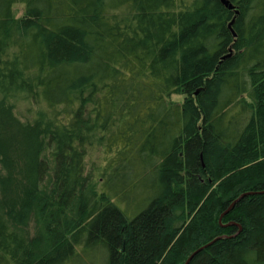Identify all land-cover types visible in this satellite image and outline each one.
Listing matches in <instances>:
<instances>
[{"label":"trees","instance_id":"obj_1","mask_svg":"<svg viewBox=\"0 0 264 264\" xmlns=\"http://www.w3.org/2000/svg\"><path fill=\"white\" fill-rule=\"evenodd\" d=\"M228 1L0 0V264H264V0Z\"/></svg>","mask_w":264,"mask_h":264},{"label":"rangeland","instance_id":"obj_2","mask_svg":"<svg viewBox=\"0 0 264 264\" xmlns=\"http://www.w3.org/2000/svg\"><path fill=\"white\" fill-rule=\"evenodd\" d=\"M12 12L13 15L15 17H20L23 15L24 13V5L22 3H15L12 6ZM182 98V96L180 95H172L171 96V100L172 101H180ZM15 103V109L14 112L16 114V116H18L19 119L21 120H27L28 118H31L32 115L34 114V110H36V106L32 105L30 107L27 106V104L22 101V100H18ZM99 151L97 150H92L90 154H88V158H87V167H90V164H92L95 160L94 158L96 157V154H98ZM32 220H30L29 224L27 225V233L28 235L34 236L37 233L35 224L33 222V218H31Z\"/></svg>","mask_w":264,"mask_h":264},{"label":"water","instance_id":"obj_3","mask_svg":"<svg viewBox=\"0 0 264 264\" xmlns=\"http://www.w3.org/2000/svg\"><path fill=\"white\" fill-rule=\"evenodd\" d=\"M220 1H221V3H222L225 7H227L228 9H232V8H233V5L230 4L228 0H220ZM232 22H233V20L228 24V27L231 26ZM188 260H189V259H188ZM188 260L186 261L185 264H187Z\"/></svg>","mask_w":264,"mask_h":264}]
</instances>
